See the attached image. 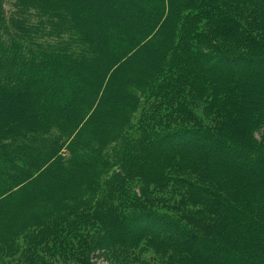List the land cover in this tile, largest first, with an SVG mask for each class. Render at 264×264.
I'll return each mask as SVG.
<instances>
[{
	"label": "trees",
	"instance_id": "16d2710c",
	"mask_svg": "<svg viewBox=\"0 0 264 264\" xmlns=\"http://www.w3.org/2000/svg\"><path fill=\"white\" fill-rule=\"evenodd\" d=\"M5 100L0 264H264V0H0Z\"/></svg>",
	"mask_w": 264,
	"mask_h": 264
},
{
	"label": "rangeland",
	"instance_id": "374dc122",
	"mask_svg": "<svg viewBox=\"0 0 264 264\" xmlns=\"http://www.w3.org/2000/svg\"><path fill=\"white\" fill-rule=\"evenodd\" d=\"M6 104H7L6 100L5 101H0V106H3V109H4L3 113H5L3 115L4 116L6 115V119H9L10 116L18 118V116L20 114L24 115V113L27 114V112H28L26 107L24 109H19L17 107H13L12 105H6ZM8 106H9V108H8ZM197 112L199 113L198 110H197ZM141 192L144 194V196L146 197L147 200H150V198L152 197V193L150 191V188H148V187H145L144 189H142ZM151 202L153 204H155L153 199H151ZM102 257L101 256L93 257V259H92L93 264H109V262L105 261L103 259L104 257L103 258Z\"/></svg>",
	"mask_w": 264,
	"mask_h": 264
}]
</instances>
